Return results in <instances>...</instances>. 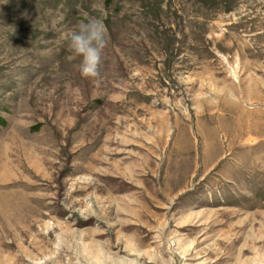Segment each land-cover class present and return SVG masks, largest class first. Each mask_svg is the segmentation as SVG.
<instances>
[{
	"label": "rangeland",
	"instance_id": "1",
	"mask_svg": "<svg viewBox=\"0 0 264 264\" xmlns=\"http://www.w3.org/2000/svg\"><path fill=\"white\" fill-rule=\"evenodd\" d=\"M109 2L0 0V264H264V0Z\"/></svg>",
	"mask_w": 264,
	"mask_h": 264
},
{
	"label": "clouds",
	"instance_id": "2",
	"mask_svg": "<svg viewBox=\"0 0 264 264\" xmlns=\"http://www.w3.org/2000/svg\"><path fill=\"white\" fill-rule=\"evenodd\" d=\"M68 44L73 58H80L79 71L84 78L100 75L102 52L106 45L104 25L100 20L91 19L77 26Z\"/></svg>",
	"mask_w": 264,
	"mask_h": 264
},
{
	"label": "trees",
	"instance_id": "3",
	"mask_svg": "<svg viewBox=\"0 0 264 264\" xmlns=\"http://www.w3.org/2000/svg\"><path fill=\"white\" fill-rule=\"evenodd\" d=\"M107 1V3L108 4H110L111 2H109V1H111V0H106ZM162 8H164V4L163 3H160L159 4V6L157 5V6H153L152 7V10L150 9L149 10V15L148 16H151V15H154L153 17H155L156 16V14H157V12L159 11V10H161ZM152 17V18H153ZM154 20H157V19H154ZM107 23H109V21L107 22Z\"/></svg>",
	"mask_w": 264,
	"mask_h": 264
}]
</instances>
